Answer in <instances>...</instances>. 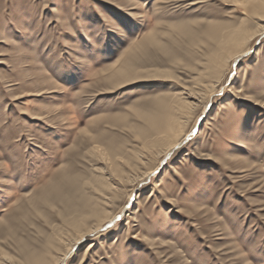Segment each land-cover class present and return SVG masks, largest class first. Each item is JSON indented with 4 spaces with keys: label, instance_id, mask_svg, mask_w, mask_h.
<instances>
[{
    "label": "rangeland",
    "instance_id": "374dc122",
    "mask_svg": "<svg viewBox=\"0 0 264 264\" xmlns=\"http://www.w3.org/2000/svg\"><path fill=\"white\" fill-rule=\"evenodd\" d=\"M251 2L0 0V264L25 251L55 264H264V15ZM240 25L253 37L219 68L213 35ZM166 109L185 140L145 150ZM71 194L107 215L102 227L88 217L77 243Z\"/></svg>",
    "mask_w": 264,
    "mask_h": 264
},
{
    "label": "bare ground",
    "instance_id": "6f19581e",
    "mask_svg": "<svg viewBox=\"0 0 264 264\" xmlns=\"http://www.w3.org/2000/svg\"><path fill=\"white\" fill-rule=\"evenodd\" d=\"M251 1V0H250ZM257 0H252L251 2V5H250V8H248V10H250V13H254V16H255V13L256 14H263L264 15V0H259L258 3H256ZM248 2V1H247ZM253 3V4H252ZM249 5V4H248ZM246 8V7H244ZM247 9V8H246ZM256 17V16H255ZM259 19V18H258ZM264 19V17H263ZM261 20V19H260ZM263 21V20H261ZM243 22V21H242ZM245 22V21H244ZM248 25V24H247ZM247 27L243 26V25H240L236 28H232V29H228L225 30L226 32L224 33H219V34H215L213 35V44L211 43V45L213 46L212 49L214 50L213 51V56H212V59L211 61L213 63H216V65L220 68L224 65L225 62H227L228 59L232 58L234 60H237L239 57H243L242 55H244V46L246 45V43L250 40L251 37H253L252 33H249L248 30L250 29H246ZM259 29V28H258ZM214 33V32H213ZM260 33L261 34H264V27L263 28H260ZM257 34V33H256ZM144 47V45H143ZM207 50V49H206ZM134 52V51H133ZM207 54V53H206ZM133 55V54H132ZM134 58V56H133ZM207 58V57H205ZM209 58V57H208ZM136 61V60H135ZM206 61V60H205ZM126 62V61H124ZM131 62V61H130ZM127 63V62H126ZM140 63V62H139ZM209 63V62H208ZM129 64V63H128ZM207 64V63H205ZM123 65V64H122ZM130 65H132L130 63ZM209 65V64H208ZM207 66V65H206ZM205 66V67H206ZM226 66V65H225ZM125 67V66H124ZM123 67V68H124ZM127 67V66H126ZM208 67V66H207ZM215 67V66H214ZM211 68H213V66H211ZM221 69H224L221 68ZM214 70V69H212ZM211 70V72H212ZM224 71V70H223ZM208 73V72H207ZM213 73V72H212ZM220 73V72H219ZM225 73V72H224ZM142 74V73H141ZM213 75V74H212ZM217 75H223V74H217ZM114 76V75H113ZM116 76V75H115ZM144 76V75H143ZM142 76V77H143ZM111 77V75H110ZM138 77V75H137ZM219 77V76H218ZM133 78V77H132ZM124 79V78H123ZM128 79V78H127ZM131 79V77H130ZM118 81V80H117ZM121 81V80H120ZM128 81V80H127ZM217 81V80H216ZM220 82V81H219ZM119 83V82H118ZM120 85V84H119ZM209 86V85H208ZM234 87V86H233ZM233 89V88H232ZM209 90V89H208ZM214 91V90H213ZM211 93L212 90L210 91ZM193 94V91L190 92ZM197 93V92H196ZM214 94V93H213ZM206 96V95H205ZM208 96V95H207ZM199 98V97H198ZM207 99V98H206ZM257 101V100H256ZM185 104V103H184ZM186 105V104H185ZM172 108V106H170ZM194 107V106H193ZM183 108V107H182ZM185 109V108H183ZM177 110V109H176ZM176 110H174L176 112ZM192 112V111H191ZM174 115V113H173ZM170 114V110L167 111H163L161 113H159L157 116H153L152 117V122L149 124L148 128L142 133V137H143V142H144V149L145 147L149 150H152L151 148H156V147H164V152L165 153H168L170 150L174 149L177 145H181L182 142L185 140V136H183L184 134V126L182 124V121H180L176 116H173ZM187 115H191V114H188ZM180 117V116H179ZM186 117V116H185ZM183 120V119H182ZM186 124V123H185ZM140 135V134H139ZM141 136V135H140ZM139 137V136H138ZM142 142V143H143ZM99 147V146H98ZM143 147V146H142ZM99 149V148H98ZM96 148V150H98ZM160 149V148H159ZM143 150V149H142ZM146 150V149H145ZM141 151V150H140ZM99 152L101 153V150H99ZM157 152V151H154V153ZM160 152V151H159ZM158 152V153H159ZM106 153V152H105ZM135 154V153H134ZM145 154V153H144ZM142 153V155H144ZM31 155V154H30ZM54 155V154H53ZM103 155V154H102ZM110 155V154H109ZM137 156H140V154H136ZM129 157V155H127ZM136 156V157H137ZM152 156V155H151ZM159 156V155H158ZM163 156V155H162ZM166 156V155H165ZM111 157V156H109ZM127 157V158H128ZM131 157V156H130ZM129 157V159H130ZM133 157V156H132ZM141 157V156H140ZM153 157V156H152ZM167 157V156H166ZM105 158V156H104ZM115 158V157H114ZM121 158V157H120ZM118 158V159H120ZM53 159V158H52ZM109 159V158H107ZM112 160V158H110ZM110 159H109V162H110ZM117 159V158H116ZM124 160V158H122ZM127 159V160H129ZM138 159V157H137ZM153 159V158H151ZM156 159V158H155ZM101 160V159H100ZM121 160V159H120ZM141 160V159H139ZM150 160V159H149ZM115 161V160H114ZM130 161V160H129ZM137 161V160H136ZM113 162V161H112ZM149 162V161H148ZM157 162V160H156ZM135 163V162H134ZM111 164V163H110ZM114 164V162L112 163V165ZM131 164V163H130ZM118 165H115L116 168H118ZM136 165V163H135ZM113 165V167H115ZM125 166V165H124ZM141 166V165H140ZM112 167V166H110ZM109 167L110 170L114 169L112 167V169ZM120 167H123V166H120ZM135 167V166H134ZM137 167V165H136ZM135 167V168H136ZM45 169V168H44ZM134 169V168H133ZM101 170V169H100ZM117 170V169H116ZM120 170V169H119ZM117 170V171H119ZM132 170V169H131ZM136 170V169H135ZM140 170V169H139ZM126 170H124L125 172ZM149 171V170H148ZM66 173V172H65ZM111 173V171H110ZM146 173V172H145ZM114 174V173H113ZM127 175V174H126ZM133 175V173H132ZM135 175V174H134ZM138 175V174H137ZM144 175V173H143ZM150 175V173L148 174V176ZM118 176V175H117ZM125 176V175H124ZM128 176V175H127ZM138 177V176H137ZM140 177V176H139ZM123 178V176H122ZM134 178V177H133ZM143 178V177H142ZM146 178V176H145ZM117 179H119V177H117ZM60 180V177H58L57 179L51 181L47 186H45L41 193L38 194L40 195L41 197H44V198H47V197H50L52 196L54 190H56L57 188V184H58V181ZM77 180V179H76ZM122 180V179H120ZM124 180V179H123ZM123 180H122V183H123ZM109 181V180H108ZM142 182V179L141 181ZM78 183V182H77ZM107 184V183H106ZM124 184V183H123ZM83 186V185H82ZM145 186V185H144ZM101 187V186H100ZM84 188V187H83ZM98 188V187H96ZM119 189V188H118ZM84 190V189H82ZM95 190V189H94ZM141 190V189H140ZM102 193V192H101ZM100 193V194H101ZM107 193V192H106ZM119 193V192H118ZM117 193V195H118ZM96 194V193H95ZM103 194V193H102ZM37 195V196H38ZM106 195V194H104ZM113 196H115L113 194ZM68 197V196H67ZM87 197V196H85ZM81 195H79L78 197L76 195H73L71 194L68 198L67 201H61L64 202V208H65V211H67L68 213H71V216L67 221L69 222V225H74L75 227L77 225H79V232H82V234H84L85 232L89 231V230H92L91 229V226L90 224L87 223V218L88 217H95L97 218V223H96V227H100L103 220H106L107 218V215L105 216L100 210H98L97 206L94 205L91 201V199H88V198H85ZM117 197V196H116ZM130 197V196H129ZM37 198V197H36ZM38 200V199H37ZM54 200V199H53ZM108 200V199H107ZM57 201V200H56ZM41 202V201H40ZM42 204V203H41ZM98 204V203H97ZM101 204V203H100ZM102 205V204H101ZM129 206V205H128ZM101 209V207H100ZM75 215V216H74ZM75 217H78V218H75ZM89 219H92V218H89ZM114 219V218H113ZM112 219V220H113ZM109 221V220H108ZM91 222V221H90ZM105 225V223H104ZM67 226V227H68ZM102 227V226H101ZM72 229V228H70ZM78 229V228H76ZM75 229V230H76ZM95 229V228H94ZM97 229H100V228H97ZM98 231V230H97ZM75 232V231H74ZM92 232V231H91ZM90 234V233H89ZM92 234H94L92 232ZM91 234V235H92ZM79 236V239L76 241V243L78 241H80L84 235L82 236ZM60 236V235H58ZM44 243V242H42ZM46 244V242H45ZM46 246V245H45ZM37 247V246H36ZM39 247V246H38ZM92 247V246H91ZM41 249V248H39ZM47 249V248H46ZM71 249V248H70ZM60 250V249H59ZM62 251V250H61ZM49 253H52V251L50 252L48 250ZM72 252V250H71ZM70 252V253H71ZM22 253V252H21ZM45 253V252H43ZM40 254V252H36V251H33V252H28V251H25V255H24V259H25V262L23 263L22 261V264H55V259L52 257V256H47V254L45 253V255ZM68 253V252H67ZM69 253V254H70ZM68 254H64V256L62 257V259L64 260L66 257H67ZM23 260V259H22ZM115 260V259H114ZM57 261V260H56ZM63 262V261H62ZM21 264V263H20Z\"/></svg>",
    "mask_w": 264,
    "mask_h": 264
}]
</instances>
